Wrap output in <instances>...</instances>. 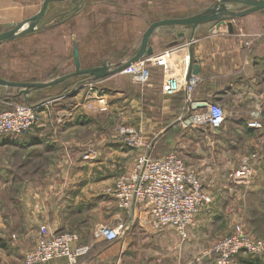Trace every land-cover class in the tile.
I'll list each match as a JSON object with an SVG mask.
<instances>
[{
  "label": "rangeland",
  "instance_id": "obj_1",
  "mask_svg": "<svg viewBox=\"0 0 264 264\" xmlns=\"http://www.w3.org/2000/svg\"><path fill=\"white\" fill-rule=\"evenodd\" d=\"M23 1L9 4L6 0H2L0 33L11 31L37 15L44 2V0H33V2L26 3ZM249 7L248 4L237 0H64L51 2L44 16L36 24H30L32 25L30 32L15 39H7L0 44V109H10L15 103H25L37 107L40 114L45 104L51 103L52 100L32 104L23 98L22 90L29 88L27 87L29 84L35 89L44 88L46 84L61 79L65 88L63 91L72 94L77 91L82 92L86 111L96 112L98 115L104 114L106 118L114 117L115 135L127 148L141 151L149 145L146 147L148 150L154 140L147 145L145 140V146L141 148L130 147L124 143L121 131L123 127L140 132L142 130L135 124L138 123L137 116H134L136 122L128 123L125 122L126 111H121L119 115L110 112L111 104L118 103L117 99L113 103L110 102L107 112L94 110L88 105L91 100L90 96L95 90L106 94L105 83L100 85L102 77H95L93 74L90 76H86L89 74L73 75V73L80 69H107L111 72L110 75H115V72H119L118 70L123 65L138 54L149 25L164 17L210 16L224 11L225 13L213 25L227 26L229 31L228 22L232 21L233 34H239L240 40H244L243 47L252 49L251 47H256L264 39V10L257 11L259 13L254 16L255 18L245 19L247 15L257 12L245 16L239 15ZM248 20L251 22L245 26L251 31H239L238 28L244 26L243 22ZM205 24H200L198 27ZM170 27L173 30L190 29L191 25ZM245 41L252 43L247 45ZM133 73L131 72L129 77H132ZM129 77V84L134 86L132 91L137 90V86L141 83L136 85ZM116 90L117 88L113 93ZM6 98H8L7 101ZM260 120L263 124L262 128L254 130L259 140L257 146L227 148L224 158H217L219 161L213 159L208 161L212 167L211 172L206 174L205 179L201 177L205 189L209 192V186L214 191L215 195L212 194L216 197L215 202L225 198L227 205H231L234 201L237 206L225 205L220 212V218L215 219L203 231L205 236H200L202 240L192 238L182 241L180 239L185 243H179L180 241H177L172 233H163L164 228H159L154 223L149 212H147L148 219L145 221L148 223L145 225L138 219H134L128 210H123L124 215H121L115 202L110 205L108 199L107 204L102 203L106 201L104 195L95 197L90 190L83 192L81 187L88 180L79 174V166L75 159L70 157L71 154L69 156L65 150L53 147L48 150L37 149L35 154L29 156V163L18 165L17 179H12L13 173L10 172L9 163L2 165L8 171L4 174L5 177L0 174V239L10 241L14 237L18 241L19 235L22 234L20 231L13 234L15 229L12 226L16 221H25L28 225L26 224V228L24 225L23 230L28 236L25 238L22 235L21 237L24 238L21 240L36 237L34 246L27 251L33 249L38 242L39 227L47 225L51 230L63 229L77 232L83 243L94 244L88 255L89 264H114L116 262L125 264H211L209 262H213V258L208 251L218 239L224 237L225 233L233 231L238 224H243L246 229L264 238V162L255 165L253 183L249 187L235 186L229 179V174L241 166L244 157L257 155L258 161L261 158L264 161V116ZM188 131L189 129L182 126L169 130L157 141V146L151 155L164 156L170 151L177 152L176 147H173L174 143L183 139ZM142 135L145 136L143 132ZM161 149L165 150L164 154H158V150ZM63 157H70L69 161L61 163ZM4 159L8 161V157L3 156L2 161ZM213 162H217L216 165ZM187 166L192 167L188 164ZM21 168L24 169L23 174L19 172ZM192 168L198 171L195 167ZM30 170L33 171L29 173ZM234 187L235 190L231 191ZM244 199L248 200V205L242 219L235 213H240L238 205ZM99 202L102 205L98 204ZM45 208L50 211L45 212ZM121 222L127 223L128 227L122 238L112 243L96 242L95 232L98 226H116ZM217 233L219 235L211 239V236L215 237L213 235ZM2 246H6V243ZM3 260L0 256V264Z\"/></svg>",
  "mask_w": 264,
  "mask_h": 264
},
{
  "label": "crops",
  "instance_id": "obj_2",
  "mask_svg": "<svg viewBox=\"0 0 264 264\" xmlns=\"http://www.w3.org/2000/svg\"><path fill=\"white\" fill-rule=\"evenodd\" d=\"M20 1L6 0L9 4ZM26 2L33 0L23 1ZM1 5L2 0H0V21ZM258 13L247 15L245 19L255 18ZM244 22V26L238 28L239 31H251L245 26L251 20ZM214 23L216 20L195 30L192 27L175 30L170 26L161 27L150 40V45L154 49L152 56L142 58L130 69L100 78V85L105 83V93L110 102L118 100V103L111 104L110 112L119 115L121 111H126L125 122L128 123L136 122L134 116H137L138 123L135 124L144 133L146 145L154 140L148 150L146 147L149 145L141 151L127 148L115 135L114 117L106 118L104 114L98 115L96 112L86 111L82 92L77 91L72 94L63 91L64 83L60 79L46 84L44 88L29 87L22 90L23 98L32 104L44 100H52V102L45 104V108L40 112L39 123L31 131L20 136L10 134L0 137V174L5 177L4 174L8 169L2 165L9 163L10 172L13 173L12 179H17V166L29 163V156L35 154L37 149L60 148L69 156L71 154L70 157L74 158L79 166V174L88 180L82 185V191L90 190L95 197L104 195L106 201L102 203L107 204L108 199L110 205L115 202L118 210L121 211L120 214L124 215L114 195L117 178L119 175L131 173L137 157L145 152L151 154L157 146V141L167 131L182 126L181 120L193 109L204 110L206 103L212 102L219 104L227 113V119L220 128L214 129L205 125L189 129L185 137L173 145L184 162L195 167L204 179L212 169L209 159L219 161V158H224L225 149L257 146L259 140L254 130L258 129L250 128L248 123L253 118L264 116V39L256 47H251L252 49L243 47L244 40H240L239 34L228 31L227 26H215ZM235 26L237 27L236 24ZM181 32L185 35L179 36ZM149 57L159 58L158 65L151 69L150 81L147 84H139L137 90L132 91L134 86L129 84V74L139 71L147 64ZM195 64L200 66L197 75L200 81L192 102L188 103L187 80L193 74ZM115 88L117 90L113 93ZM164 152L165 150H158V154ZM3 156L8 157V161L5 159L2 161ZM70 157H63L61 163L69 161ZM261 160L256 161V164L264 162ZM213 163L216 165L217 162ZM23 170L21 168L19 172L23 174ZM32 171L30 170L29 173ZM105 189L107 190L104 193ZM208 190L211 195H215L209 186ZM215 199L214 196V202L198 216L197 226L190 230L186 239H182L171 227L164 228L163 233H172L177 241H180L179 243L192 238L200 240V236H205L203 232L205 228L215 219L220 218V212L225 205L237 206L234 201L231 205H227L225 198L218 202H215ZM98 204L102 205L101 202ZM239 204L240 213L235 214L243 219L248 200L244 199ZM49 211L45 208V212ZM129 212L134 219L145 225L148 223L145 222L149 216L145 207H136ZM26 224L28 225V222L16 221L15 227L12 226L15 229L13 234L20 231L26 238L28 234L23 230L24 225L25 228L27 227ZM55 231L65 230L55 229ZM230 233H225L223 236ZM22 235H19L18 241L14 237L10 241L0 239V256L4 259L2 264H25L24 253L34 246L36 237L22 241L21 239L24 238L21 237ZM218 235L219 233L213 235L215 237L211 236V239ZM4 243L6 246H2ZM249 258V255H240L239 264H249ZM56 263L52 261L44 264ZM209 263L214 264V260Z\"/></svg>",
  "mask_w": 264,
  "mask_h": 264
},
{
  "label": "built area",
  "instance_id": "obj_3",
  "mask_svg": "<svg viewBox=\"0 0 264 264\" xmlns=\"http://www.w3.org/2000/svg\"><path fill=\"white\" fill-rule=\"evenodd\" d=\"M251 43L246 42L247 45ZM158 62L159 58L149 57L147 64L132 74V81L147 84L151 79V69L158 65ZM199 81V76L195 74L188 78V103L192 102ZM90 98L88 105L93 109L100 112L109 110L110 101L106 94L95 90ZM204 107V110L193 109L181 120L182 127L196 129L209 125L214 129L220 128L227 119L226 111L219 104L212 102H207ZM39 120L37 107L16 103L12 109L0 110V137L10 134L24 135L31 131ZM248 126L259 129L263 124L260 118L256 117ZM121 131L126 145L134 148L145 146L142 132L125 127ZM257 159V155L245 157L241 166L229 174V179L235 186L252 185ZM233 190L235 187L231 188V191ZM114 195L120 209L132 211L136 207L144 206L159 228L171 227L182 239L188 237L190 230L197 226L198 216L214 202L213 195L205 189L198 171L187 166L175 151H170L164 156L148 153L140 155L133 171L117 178ZM127 229V223L124 222L116 226L100 225L95 232L96 242H115L122 238ZM39 231L40 237L36 246L25 253V264H44L52 261L57 262L56 264H89L88 255L94 244L83 243L79 233L55 231L47 225H41ZM208 254L212 255L214 264H239L242 254L263 259L264 238L249 231L243 224H238L231 234L218 239Z\"/></svg>",
  "mask_w": 264,
  "mask_h": 264
},
{
  "label": "water",
  "instance_id": "obj_4",
  "mask_svg": "<svg viewBox=\"0 0 264 264\" xmlns=\"http://www.w3.org/2000/svg\"><path fill=\"white\" fill-rule=\"evenodd\" d=\"M54 1H64V0H44L42 8L40 12L35 15L34 17L28 19L22 24H19L15 29L11 31H6L3 33H0V44L7 40V39H15L18 38L28 32L31 31L32 25L30 24H36L37 21H39L45 14L49 4ZM240 2H243L245 4H248L250 7L246 9L244 12L240 13V16H245L247 14L262 11L264 10V0H237ZM225 13L224 11L220 14H212L210 16H191V17H184V18H166L162 20H158L153 22L148 29L145 31V34L142 39L141 48L138 52V54L131 59L128 63L123 65L118 71L125 70L132 65L136 64L139 60L146 56H152L154 54L153 46L150 45V40L153 34L157 31V29L161 27L166 26H187L191 25V27L195 30L200 24L209 23L212 21H215L221 17V15ZM27 25V27L24 29V27ZM29 27V28H28ZM28 28V30H27ZM228 28L231 32L234 31V24L232 21L228 22ZM24 29V30H22ZM185 35L183 32L179 33V36ZM200 72V66L198 64H195L193 66L192 73L195 75H198ZM111 72H109L107 69H86V70H77L74 74H93L95 77H103L106 75H109ZM27 87H32V85H28Z\"/></svg>",
  "mask_w": 264,
  "mask_h": 264
},
{
  "label": "trees",
  "instance_id": "obj_5",
  "mask_svg": "<svg viewBox=\"0 0 264 264\" xmlns=\"http://www.w3.org/2000/svg\"><path fill=\"white\" fill-rule=\"evenodd\" d=\"M166 18H172V17H164V18H161V20H162V19H166ZM152 23H153V22H152ZM152 23H151V24H152ZM151 24H150V25H151ZM150 25H149V26H150ZM86 76H90V74H89V75H86ZM7 99H8V98H6L5 100L7 101ZM15 104H16V103H15ZM30 105H31V104H30ZM10 109H12V108H10ZM0 110H5V109H0ZM167 132H168V131H167ZM166 154H167V153H166ZM166 154H164V155H166ZM232 232H233V231H232ZM232 232H231V233H232ZM231 233H230V234H231ZM249 257H250V258L248 259L249 264H263V263H264V258H263V259H259V258H253L252 256H249ZM212 258H213V257H212Z\"/></svg>",
  "mask_w": 264,
  "mask_h": 264
}]
</instances>
